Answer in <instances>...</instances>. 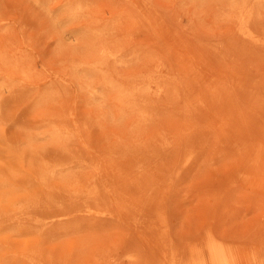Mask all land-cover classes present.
Returning a JSON list of instances; mask_svg holds the SVG:
<instances>
[{
  "label": "rangeland",
  "instance_id": "1",
  "mask_svg": "<svg viewBox=\"0 0 264 264\" xmlns=\"http://www.w3.org/2000/svg\"><path fill=\"white\" fill-rule=\"evenodd\" d=\"M232 2L0 0V264H167L210 233L264 261V0L258 42Z\"/></svg>",
  "mask_w": 264,
  "mask_h": 264
},
{
  "label": "bare ground",
  "instance_id": "2",
  "mask_svg": "<svg viewBox=\"0 0 264 264\" xmlns=\"http://www.w3.org/2000/svg\"><path fill=\"white\" fill-rule=\"evenodd\" d=\"M232 1L237 3V4H241L242 5V7H241V9L239 11V17L241 19H240V24L238 23L239 24L238 32L240 34H242L243 36L248 37L249 40L251 39V40L257 41V42L258 41H262L261 39H259L260 37H258V35L255 34L254 28L251 27V22L254 19L252 4L255 1H262V0H232ZM79 8H80V6L76 5L74 7H70L64 13H65V15H67V17L73 18L75 16V13L79 10ZM101 34L104 35V34H107V33L106 32L105 33L104 32L95 33L96 36H99ZM249 40H247V41H249ZM118 55H119V51H115L113 53H109L108 51H105L103 49L101 51V53H99L97 55H93L92 56V54L91 55L88 54L87 58L85 59V60H88V61H90V60L92 61L93 60V63L96 64L95 66L101 72H103L104 77H102L103 79H101L102 82L105 85H111L112 89L115 88V86H114L115 82H113L109 78V76L106 74L108 72L107 71L108 61L110 59H112V58L114 60H116ZM16 57H17V55H16ZM210 58H211V56H210ZM174 62H176V60H174ZM10 64H9V66H10ZM5 66H8V63L6 62V59L0 57V68L4 69ZM13 67L16 68L17 65L13 64L12 70L15 69V68L13 69ZM9 69H11V68H9ZM158 71L161 72L162 69L160 68V69H158ZM8 72H9V70H8ZM13 72H15V71H13ZM21 74H23L24 75L23 77H25L27 79H30V77H31V76H29V74L26 73V70H24V71L22 70ZM0 78H1V76H0ZM189 79L191 81H193V79L191 77H189ZM7 80H8V78H7ZM10 81H12V80L10 79ZM18 83H20V82H18ZM142 85H143V82H137L135 84V86H133V87H130V88L126 87V89H124L125 92L124 91L123 92H119L118 91V94L121 97V99H118V100L120 102H122L125 105V107H127V109H126L127 111L126 112L128 114L137 112V110L134 108V106H130V104L133 105V103L136 100L141 99L144 96V93L141 90ZM10 86H12V85H10ZM221 87H224L223 84L221 85ZM159 88L161 89L162 86L159 85ZM8 89H9V87H8ZM207 89H209V92H211V93H214L217 90L216 86H214L212 84H210V86H208ZM201 103H204V101L202 100ZM51 140H52V143L56 144V146L59 147L61 150H63V151L65 150L63 148L61 139L59 137H56L55 134H54V137H51ZM262 146H264V145H262ZM262 146H259V147L262 148ZM255 148H256V146H255ZM256 149L258 150V147ZM243 150H244L245 153L249 154V156H250V153L252 152L253 148L251 149V148H248L247 146H243ZM254 162L257 165H259L260 159H259L258 156L254 160ZM104 193H105V191H104ZM84 195L86 196V198L96 199V198H100L103 195V191H101V189L98 188L97 186H93V187L88 188L86 191H84ZM69 215H71V214H69ZM167 246H168V249H169L168 250V253H169L168 258L169 259H168V263L167 264H264V261H261L260 263L257 262V259H256L255 255H254V253H252V252H242V251L234 250L231 247H228L224 242L218 240L211 233L208 236V239H207L206 246H205L204 250L200 249V247H197V246H190L189 248L187 247L183 251V254H180L179 250H177L176 248L170 246L169 244ZM185 253L188 254V257H186V258L184 257ZM162 264H166V263H162Z\"/></svg>",
  "mask_w": 264,
  "mask_h": 264
}]
</instances>
